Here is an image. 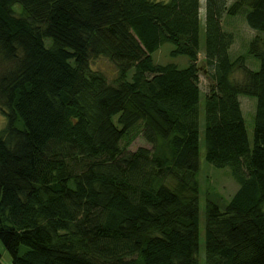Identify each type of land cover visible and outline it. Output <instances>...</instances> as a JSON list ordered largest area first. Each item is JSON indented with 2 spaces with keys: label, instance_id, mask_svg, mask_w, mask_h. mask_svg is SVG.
<instances>
[{
  "label": "trees",
  "instance_id": "16d2710c",
  "mask_svg": "<svg viewBox=\"0 0 264 264\" xmlns=\"http://www.w3.org/2000/svg\"><path fill=\"white\" fill-rule=\"evenodd\" d=\"M237 14L264 31V0H204L200 45L199 0H0L10 264H200V114L204 160L237 184L204 207L202 264H264V40L247 43L255 69L231 59L222 18ZM164 42L184 67L153 61ZM99 56L111 78L90 68ZM240 95L254 98L250 143ZM136 127L150 148L125 151Z\"/></svg>",
  "mask_w": 264,
  "mask_h": 264
},
{
  "label": "rangeland",
  "instance_id": "374dc122",
  "mask_svg": "<svg viewBox=\"0 0 264 264\" xmlns=\"http://www.w3.org/2000/svg\"><path fill=\"white\" fill-rule=\"evenodd\" d=\"M233 0H228V3ZM18 6H15V11H18ZM203 19H204V0H199V44L202 45L203 38ZM222 27L225 30L232 32L233 43L229 49L230 58H234L236 55L243 54L245 56V65L248 67H257V60L246 54L247 43L254 35H259L264 40V31L256 32L250 29L244 19L242 14H237L235 16H223ZM172 44L164 42L159 47L151 53V57L156 63H166L172 62L178 67H184L186 65V57L183 55L172 57L169 55V51L172 49ZM255 64V67H254ZM198 65V86L201 93H205L207 90L208 80L206 78L207 66L202 63V53L201 50L198 52L197 56ZM1 66V64H0ZM90 68L98 70L105 74L108 78H111L114 74V69L111 63L104 57L99 56L90 61ZM240 74L238 72L234 73L235 77ZM240 100V106L243 114L244 125L246 129L247 138L249 143L251 142L252 136V124H253V108H254V98L248 96L240 95L238 97ZM201 113V112H200ZM5 119L0 113V128L4 125ZM200 133H199V169L196 173V181L198 185V219H199V253L198 259L200 264H202L203 259V219H204V207L208 201L216 202L220 208H222L228 201L231 194L237 187L235 181L231 178L228 173V169L216 168L211 164L207 163L203 158V145H202V114L199 116ZM125 151H133L137 147L150 148L148 144L141 135L140 128L129 132L127 138L123 139L121 142ZM0 262L1 264H10V258L8 253L3 248L0 243Z\"/></svg>",
  "mask_w": 264,
  "mask_h": 264
}]
</instances>
